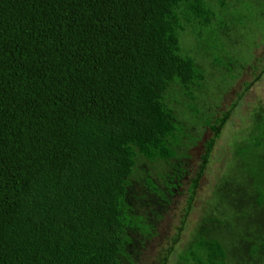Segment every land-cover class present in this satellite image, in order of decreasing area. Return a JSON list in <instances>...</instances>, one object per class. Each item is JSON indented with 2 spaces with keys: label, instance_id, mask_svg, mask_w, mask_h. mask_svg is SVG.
<instances>
[{
  "label": "trees",
  "instance_id": "16d2710c",
  "mask_svg": "<svg viewBox=\"0 0 264 264\" xmlns=\"http://www.w3.org/2000/svg\"><path fill=\"white\" fill-rule=\"evenodd\" d=\"M263 19L264 0H0V264H139L185 185L156 264H264V102L171 262L252 85L224 109L214 77L261 65Z\"/></svg>",
  "mask_w": 264,
  "mask_h": 264
},
{
  "label": "rangeland",
  "instance_id": "374dc122",
  "mask_svg": "<svg viewBox=\"0 0 264 264\" xmlns=\"http://www.w3.org/2000/svg\"><path fill=\"white\" fill-rule=\"evenodd\" d=\"M259 23L261 29L264 30V19ZM262 39L264 38L262 37ZM252 47L253 42L250 43V48L245 49V52L250 54L252 57L254 54L257 57L262 58V61L260 62L261 65L257 66V69L249 67L246 69L247 73H240L241 75L239 74L235 79L236 84L234 83V76L232 75L234 74L233 72L235 68H233L229 76L226 75V78L229 77L228 79H222L218 76L216 78L214 77L216 81L213 82V86L215 88L221 89L222 91L224 90L225 93L222 97L221 104L217 101L213 102L216 104V107L220 106L224 109H226L228 105H231L232 101L238 99V92L242 91V87H244V81L248 80L252 82V85L248 91L246 89L243 98L241 99L237 109L232 115L228 125L224 129L223 134L218 141V145L213 154V161L203 176L197 197L193 200L194 207L187 218V221L189 222L188 230L183 231V234L180 237L178 249L173 254L171 262H173V260L176 258L177 252L189 241L190 231L194 230L195 226L199 224L202 217L204 216L203 205L204 201L210 196V187L215 184L218 176L227 171L229 166L232 164L234 160L233 142L238 140L243 131H246L247 124L250 121L249 116L251 112L255 110L256 107H258L259 103L264 102V71H262L264 69V42L260 41L251 52ZM250 59V63H253V59ZM256 75H259V77L256 78ZM210 78L213 79V77L208 75L209 81ZM208 85L210 87V84ZM201 135L204 139L199 140L198 144L192 146L189 150V152L194 155V159L191 160V165L194 169H196L198 166L197 163L200 161V156L204 148L203 141L211 137L212 132L210 129H201ZM188 188L189 186L185 185L184 188L181 189L182 191H180L182 194L177 193L175 196H173L171 205L166 208L161 218H159V220L156 222V235L146 241L145 249L143 250L142 254L137 257V259L140 261L139 264H156L158 261L157 257L160 255L161 251H164V248H168L171 244V240L168 238H171L175 236L174 234L179 233V226L182 220L184 208L188 204L189 200ZM173 264H175V262H173Z\"/></svg>",
  "mask_w": 264,
  "mask_h": 264
}]
</instances>
